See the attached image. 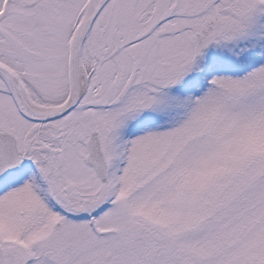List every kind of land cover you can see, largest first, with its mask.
<instances>
[{
	"label": "snow or ice",
	"instance_id": "snow-or-ice-1",
	"mask_svg": "<svg viewBox=\"0 0 264 264\" xmlns=\"http://www.w3.org/2000/svg\"><path fill=\"white\" fill-rule=\"evenodd\" d=\"M0 264H264V0H0Z\"/></svg>",
	"mask_w": 264,
	"mask_h": 264
}]
</instances>
